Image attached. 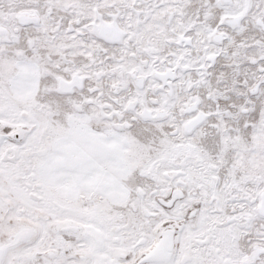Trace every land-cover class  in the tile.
<instances>
[{
	"label": "snow or ice",
	"instance_id": "6c2138e0",
	"mask_svg": "<svg viewBox=\"0 0 264 264\" xmlns=\"http://www.w3.org/2000/svg\"><path fill=\"white\" fill-rule=\"evenodd\" d=\"M0 264H264V0H0Z\"/></svg>",
	"mask_w": 264,
	"mask_h": 264
}]
</instances>
